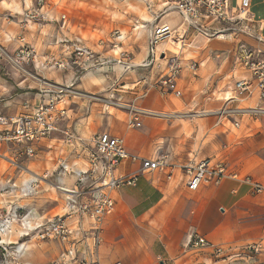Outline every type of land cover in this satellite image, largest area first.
I'll return each instance as SVG.
<instances>
[{"label":"crops","instance_id":"obj_1","mask_svg":"<svg viewBox=\"0 0 264 264\" xmlns=\"http://www.w3.org/2000/svg\"><path fill=\"white\" fill-rule=\"evenodd\" d=\"M3 1L10 6L3 8ZM36 1L0 0V43L7 51H16L21 45L19 36H24L25 44L36 48L38 64L49 55L70 59L71 55L55 43L59 38L68 37L79 39L103 57L110 58L113 50L107 41L111 38V30L119 28L128 31H121L125 36L121 48L129 51L134 66L127 71L114 65L79 73L75 88L82 95L61 103L67 108V116L61 121L60 130L33 142L32 156L21 152V147L13 143L0 145V157L8 163L16 166L21 160H27L26 165L34 164L38 170L29 172L31 177L23 183L26 187L37 182V188L31 193L32 201L21 204L26 200H15V208L20 212L30 211L35 218L33 222L47 224L67 211L70 194L58 186L78 189L80 193L75 197L82 202L94 203L101 195H110L115 207L103 220L100 244H95L92 217L86 215L69 223L71 238L79 251L78 258L99 264H230L238 256L233 252L250 243L264 242V189L255 192L244 181L251 177L264 187V116H234L239 122L236 127L232 121L220 122L215 113L198 114L222 108L228 98L223 95L235 94L237 81L251 78V72L235 61V53L241 40L252 46L257 41L233 34L204 39L190 29L185 38L178 40L180 44H159L158 49L165 50V55L145 65L150 60L154 27L169 23L178 28L182 24L178 12H164L166 0H130L131 5L126 4V0H100L87 9L72 7L75 0H49L52 19L22 24L24 12ZM84 2L91 4V0ZM239 3L240 0H230L232 8ZM144 7L153 20L141 18L139 11ZM251 11L255 26L264 37V0H252ZM63 14H66L65 20L61 18ZM141 22L145 25L143 29L137 27ZM219 25L212 24L216 28ZM102 40L104 44L100 43ZM196 53L200 61L195 59ZM138 58L142 60L136 61ZM174 61L180 63L181 70L175 80L176 89L171 90L159 84V80L168 73ZM35 65L30 64L28 68L60 84L69 83L76 72L45 67L40 73ZM253 85L252 92L236 97L230 105L244 108L264 105L256 82ZM113 97L171 116L140 114L141 125L130 126L129 111L111 105L109 100ZM40 102L39 83L13 72L10 65L0 59V114L29 112ZM65 130L72 137H68ZM101 133L120 137L129 152L143 158L155 157L160 149L168 153L170 162L177 166L193 156L222 161L238 178L228 176L219 183H205L197 191H190L179 167L141 173V161L125 160L117 166L116 172L124 175L139 172L136 185L97 188L90 178L78 184L76 172L90 169L89 154L95 149L92 139ZM65 147L70 150L64 152ZM169 174H172L171 179ZM7 183L2 187L14 190L15 185ZM18 227L22 226L18 224ZM21 232L19 239L24 247L27 239L20 238ZM191 232L206 237L230 254L226 259L216 260L208 248L186 250L185 239ZM36 239L38 243H48L49 255L55 259L68 247L60 241L41 240L37 232Z\"/></svg>","mask_w":264,"mask_h":264},{"label":"built area","instance_id":"obj_2","mask_svg":"<svg viewBox=\"0 0 264 264\" xmlns=\"http://www.w3.org/2000/svg\"><path fill=\"white\" fill-rule=\"evenodd\" d=\"M251 2L252 0H240L238 6L232 8L230 0H166L163 4L164 12H178L182 18V24L178 28L172 27L169 23L157 24L154 27L150 40V60L145 63V65L152 64L163 54L165 55V50L158 49L159 44L163 42L177 44L178 40L185 38L190 29L208 39L227 34L245 35L255 39L257 44L254 46L241 40L235 53V61L251 72V78H243L237 81L235 94L226 98L227 103L222 108L216 111L198 113L199 115L215 113L219 115L220 122L232 121L236 127L239 126V122L233 119L234 116L240 114L256 117L264 116V105L247 108L230 105L232 101L237 99L236 97L246 92H252L254 82L259 88L260 98L264 100V37L259 34L255 26ZM23 16L22 24L52 19L49 0H37L36 4L27 9ZM61 18L65 20L66 14H63ZM214 23L220 24L219 27H213L212 24ZM124 38L125 36L121 31L112 32L111 38L107 42L111 50H113V56L105 58L79 39L62 37L57 39L55 43L61 46L63 51L69 53L71 58L66 59L49 55L39 64L37 62L38 54L36 48L26 45L24 36H19L18 41H20L21 45L14 52L7 51L0 43V59H4L13 72L24 75L25 78L29 77L36 80L39 83V94L41 96V102L29 112L18 115L0 114V145L2 143H13L21 147V152L32 156L34 153L33 142H39L50 137L55 131L60 130V123L67 116V108L62 106L61 103L65 99L82 95V92L75 88V84L80 78L79 73L99 71L105 66L110 68L114 65H120L126 71L133 68L134 64L129 51L121 48ZM100 43L104 44L105 42L102 40ZM33 63L36 64L35 68L40 73L45 67L63 71L76 70V72H74V77L69 83L60 84L31 71L28 65ZM180 70V63L174 61L170 65L168 73L159 80V84L175 90V80ZM92 97L96 98L95 96ZM109 102L113 106L125 108L129 111L130 126L141 125L140 114H152L159 117L171 116L169 113L154 112L140 108L134 103H123L120 100H115L114 97ZM64 132L68 137H72L68 130ZM92 141L95 143V149L91 150L89 154L90 169L76 172L78 184L90 178L93 179L97 188L108 187L115 189L125 185H136L140 175L139 172L130 175L116 172L117 166L125 160L132 162L141 161V173L174 168L175 166L179 167L185 174L186 186L190 191H197L205 183H219L228 176L238 178L237 174H232L228 171L222 161H213L209 158L198 159L193 156L177 166L170 162L169 154L160 149L159 153L153 158H143L137 154H132L127 150L123 139L111 136L109 133L98 134ZM0 156H2L1 153ZM64 168L67 170L66 167ZM168 178L171 179L172 174H169ZM244 181L252 186L255 192H261L264 189L261 183L251 177L245 178ZM36 186L37 182H32L26 186V193H32ZM58 188L70 194L67 201V211L52 218L47 224L38 221L33 222L35 218L30 213L18 216V212L15 210V216L24 229L21 238L30 235V231L34 230L41 240H56L67 243L68 247L65 252L50 264H99L97 261H89L86 258L80 260L78 258L79 251L71 238L72 230L69 223L86 215L92 217L94 219L93 237L95 244H100L102 242V223L105 216L113 212L115 207L114 199L105 193L94 203L82 202L75 197L76 194L80 193L78 189H68L62 186H58ZM12 222L13 219L6 217L0 223V230L5 232ZM41 228L44 229L40 230ZM184 246L186 250L208 248L218 255L225 252L222 247L213 244L206 237L196 232H191L187 235ZM251 251H262V245L258 243L249 244L238 253V256L241 254L248 256ZM115 264L121 263L117 262Z\"/></svg>","mask_w":264,"mask_h":264},{"label":"rangeland","instance_id":"obj_3","mask_svg":"<svg viewBox=\"0 0 264 264\" xmlns=\"http://www.w3.org/2000/svg\"><path fill=\"white\" fill-rule=\"evenodd\" d=\"M98 1L100 0H91V4H86L84 0H81V1L75 0V3H71V6L74 8H78V9L79 8L87 9L93 4L96 5ZM104 2H107V1L104 0ZM94 8H97V7L94 6ZM143 11L147 12L145 7ZM70 15L71 13L69 14V17ZM73 30H76V29L74 28ZM116 30L128 32L124 29H119V28H113L111 32L116 31ZM76 31L83 34V36H88V34H86L85 32H82L81 30H76ZM93 36H95L94 38L104 37L102 35L101 36L92 35L91 37ZM204 39H206V37ZM126 48L128 50H131V48L128 45L126 46ZM188 54H189L188 55L189 57L192 56V54L190 53ZM194 57L195 59H197V61H200V56L198 53L194 54ZM141 60H142L141 58H138L136 61H141ZM179 88L181 89V85H179ZM194 89L197 90L198 86H195ZM223 96L229 97L230 93L224 94ZM205 110H208V109L205 108ZM112 111H114V109H112ZM257 125H259V123H257ZM69 150H70V147H65L64 152H67ZM8 155L9 157L12 156V154H8ZM26 161L27 160H21L20 164H16V166H14L13 164L8 163L6 160L0 157V223L4 221L6 217L8 219H13L11 226H9L6 230L7 232L6 231L3 232L0 230V264H21L22 262L23 263L29 262V263L48 264L51 260L55 259L54 256L49 255V248H48L47 242H40V243L37 242L36 232H34V230L30 231V235L22 237L23 239L25 238L27 239L26 240L27 243L24 247H21L22 240L19 239V231L23 232L24 229L22 227L21 228L18 227V224L20 221L15 216L16 214L15 210H17L18 212L17 214L18 216L24 215L26 213H30V211L20 212L19 209L15 208L16 206L15 200H19V201L23 199L26 200L24 201V203H21V204H26V202L32 201L31 200L32 194L25 193L26 191H25V186H23V183L31 177V174H29V172H32V171L38 172L34 164L26 165ZM20 177L24 179H19ZM4 183L9 184V186L15 185L14 190L12 188L5 190V188L2 187V184ZM42 185L47 187V185L43 182H42ZM22 232L20 233V236H22ZM261 245H262V251H253V252L251 251L249 252L250 254H248V256L241 254L240 256L234 257L231 260L230 264H264V242H262ZM244 247H242L240 251H242ZM240 251L233 252V254L234 253L238 254L240 253ZM211 254L214 257V259L220 260L223 258L226 259V256L230 254V252L226 251L220 255L215 254L213 252ZM57 259L58 257L55 260Z\"/></svg>","mask_w":264,"mask_h":264},{"label":"bare ground","instance_id":"obj_4","mask_svg":"<svg viewBox=\"0 0 264 264\" xmlns=\"http://www.w3.org/2000/svg\"><path fill=\"white\" fill-rule=\"evenodd\" d=\"M124 1V0H123ZM126 2V4H129V5H131V3H130V0H126L125 1ZM124 2V3H125ZM251 4H252V2H251ZM2 5H3V8H6V7H9L10 5L8 4V2L7 1H3L2 2ZM104 9V8H103ZM140 16H141V18L145 21H151V20H153V18H152V16L149 14V13H147V12H145V11H140ZM151 23V22H150ZM145 25H144V22H141V23H139V25L137 26L138 28H142L143 29V27H144ZM137 29V28H136ZM164 43V45H166V43L167 42H163ZM162 43V44H163ZM169 43V42H168ZM177 43L178 44H180L178 41H177ZM165 47V46H164ZM167 56V55H166ZM33 180V179H32ZM36 181V180H35ZM29 182V181H28ZM32 182V181H31ZM26 185V184H25ZM24 186V185H23ZM22 188V187H21ZM37 188V187H36ZM16 189V188H15ZM26 193V192H25ZM28 194V193H27ZM7 232V231H6ZM10 233V232H9ZM6 234V233H5Z\"/></svg>","mask_w":264,"mask_h":264}]
</instances>
